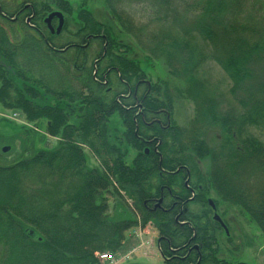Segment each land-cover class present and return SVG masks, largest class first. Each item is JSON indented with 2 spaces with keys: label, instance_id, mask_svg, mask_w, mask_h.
<instances>
[{
  "label": "trees",
  "instance_id": "1",
  "mask_svg": "<svg viewBox=\"0 0 264 264\" xmlns=\"http://www.w3.org/2000/svg\"><path fill=\"white\" fill-rule=\"evenodd\" d=\"M106 1L185 82L196 116L188 129L176 123L169 82L153 81L86 1L78 24L57 34L45 18L71 17L69 0H0V105L61 140L0 165V264H101L98 253L118 252L148 224L164 264H250L225 256L220 235L229 248L233 237L209 199L241 205L264 234V143L244 135L264 128V0ZM196 35L212 54L194 46ZM208 56L231 80L230 104L200 77Z\"/></svg>",
  "mask_w": 264,
  "mask_h": 264
},
{
  "label": "rangeland",
  "instance_id": "2",
  "mask_svg": "<svg viewBox=\"0 0 264 264\" xmlns=\"http://www.w3.org/2000/svg\"><path fill=\"white\" fill-rule=\"evenodd\" d=\"M73 5L71 17L65 15V22L68 27L74 28L78 24V11L83 2L92 11L95 17L111 30L112 36L118 41L124 42L130 47L129 56L138 60L142 69L149 74L153 81H164L169 84L175 94L174 119L182 128L188 129L196 116L197 109L194 103L184 96L180 91L185 88V82L171 76L163 61L155 59L139 45L135 35L123 29L113 17L106 0H69ZM58 22H56L57 24ZM192 43L199 50L207 55L213 53L212 46H207L199 36H194ZM200 77H202L211 88L222 93L227 103H231L229 89L231 80L221 66L210 56L201 65ZM46 126L38 121H28L24 114L18 110L3 109L0 105V165H12L17 161L34 155L41 149L53 150L60 145V138L49 135ZM255 135L264 143V128L258 125H248L246 133ZM130 158L136 152L130 149ZM88 159V166L95 167L98 162L88 148H85ZM209 167V165H208ZM210 196L218 201L217 213L226 223L231 236L233 237L234 248L226 244L224 232L221 233L223 249H228L231 254L224 253L230 261H247L250 264H264V234L258 223L245 211V209L229 200L220 198L217 194ZM115 198L108 196L109 213L114 219H123L124 211L122 205L115 204ZM131 204L130 200H127ZM130 231L123 249L112 252L115 256L114 264H164V260L158 249V232L152 224H148L142 230ZM224 230V229H223ZM137 233V234H136ZM222 254V252H221ZM223 255V254H222ZM101 264H112L109 261L101 260Z\"/></svg>",
  "mask_w": 264,
  "mask_h": 264
},
{
  "label": "water",
  "instance_id": "3",
  "mask_svg": "<svg viewBox=\"0 0 264 264\" xmlns=\"http://www.w3.org/2000/svg\"><path fill=\"white\" fill-rule=\"evenodd\" d=\"M54 18L58 19V26L57 29L55 30L52 26H51V22L53 21ZM45 22L50 26V30L51 32H56V33H60L61 30L64 27L65 24V18L62 12L60 11H53L51 12L45 19ZM148 150V149H147ZM209 203L212 205L213 209L216 210V205L214 203V201L212 199L209 200ZM214 218L219 221L226 229V232L229 233L227 226L225 225V223L223 222V220L221 219V217L215 213Z\"/></svg>",
  "mask_w": 264,
  "mask_h": 264
},
{
  "label": "built area",
  "instance_id": "4",
  "mask_svg": "<svg viewBox=\"0 0 264 264\" xmlns=\"http://www.w3.org/2000/svg\"><path fill=\"white\" fill-rule=\"evenodd\" d=\"M100 260H106L109 261L110 263L114 264L115 263V256L112 253H101L99 255Z\"/></svg>",
  "mask_w": 264,
  "mask_h": 264
},
{
  "label": "flooded vegetation",
  "instance_id": "5",
  "mask_svg": "<svg viewBox=\"0 0 264 264\" xmlns=\"http://www.w3.org/2000/svg\"><path fill=\"white\" fill-rule=\"evenodd\" d=\"M56 22H58V19L57 18H54L53 21L51 22V26L56 30L57 29V25L58 23L56 24ZM48 27L50 28V26L48 25ZM64 29V28H63ZM62 29V30H63ZM61 30V31H62Z\"/></svg>",
  "mask_w": 264,
  "mask_h": 264
}]
</instances>
